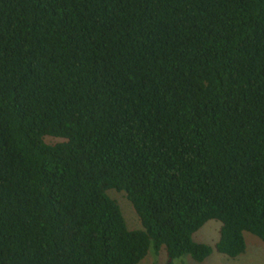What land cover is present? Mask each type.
<instances>
[{
  "label": "trees",
  "instance_id": "obj_1",
  "mask_svg": "<svg viewBox=\"0 0 264 264\" xmlns=\"http://www.w3.org/2000/svg\"><path fill=\"white\" fill-rule=\"evenodd\" d=\"M243 232L264 245V0H0V264L235 258Z\"/></svg>",
  "mask_w": 264,
  "mask_h": 264
},
{
  "label": "rangeland",
  "instance_id": "obj_2",
  "mask_svg": "<svg viewBox=\"0 0 264 264\" xmlns=\"http://www.w3.org/2000/svg\"><path fill=\"white\" fill-rule=\"evenodd\" d=\"M107 194L118 204L126 227L128 229L140 228L138 219L124 194L114 190H108ZM217 228V221L208 220L192 234V240L212 246L217 237ZM242 235L244 250L235 258H228L212 251L201 262H195L188 255H182L174 259L172 264H264V245L262 242L248 232H243ZM164 262L165 257L162 250L155 254L151 249H148L146 255L137 264H164Z\"/></svg>",
  "mask_w": 264,
  "mask_h": 264
}]
</instances>
